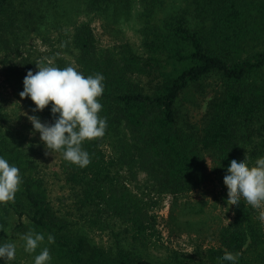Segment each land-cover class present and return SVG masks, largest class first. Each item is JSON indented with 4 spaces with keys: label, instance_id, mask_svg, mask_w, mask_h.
<instances>
[{
    "label": "trees",
    "instance_id": "16d2710c",
    "mask_svg": "<svg viewBox=\"0 0 264 264\" xmlns=\"http://www.w3.org/2000/svg\"><path fill=\"white\" fill-rule=\"evenodd\" d=\"M169 1L0 0V79L23 84L29 69L49 64L71 65L85 76L102 73L99 115L107 118L103 136L82 142L87 166L57 151L59 177L70 190L60 199L71 200L62 214L38 160L23 144L11 147L0 124V155L22 176L14 200L0 203V231L52 234L49 245L66 264H153L69 233L72 218L95 225L109 212L129 223L134 239L147 237L152 216L128 184L140 180L153 200L172 196L170 223L187 216L189 230L214 232L219 241L199 258L176 257L171 264H231L221 259L225 251L239 253L237 264H264L256 207L241 197L233 220L213 227L207 200L190 197L208 182L220 183L228 195L223 177L231 157L247 154L254 162L264 156V0H182L159 16ZM136 3L143 48L131 42L101 48L86 17L117 23L130 19ZM29 38L48 40L54 53L35 56ZM50 108L51 102L38 111L46 122L54 120Z\"/></svg>",
    "mask_w": 264,
    "mask_h": 264
},
{
    "label": "rangeland",
    "instance_id": "374dc122",
    "mask_svg": "<svg viewBox=\"0 0 264 264\" xmlns=\"http://www.w3.org/2000/svg\"><path fill=\"white\" fill-rule=\"evenodd\" d=\"M182 2V0H170L158 15L164 16L168 11L182 6ZM140 11L141 4L136 3L130 19L127 20L113 23L109 17L92 16V18L86 17V19L92 20L97 43L101 48L114 47L121 43L131 42L138 49H142V26L144 20L139 16ZM84 18L82 16V19ZM28 42L32 46L30 49L34 51L35 56L47 57L48 54L54 53L50 50L51 47L48 40L29 38ZM2 78L0 79V124L7 134L5 138L11 140V147L23 144V147L28 150L27 152L38 160L39 167L45 172L50 182L53 202L62 214L69 208V206H64V203L68 205L71 202L70 199L67 202H62L60 199L64 194L67 195L70 192L69 188L64 186V181L59 177L63 156L60 152L49 150L40 139L39 132L33 129L29 116L35 115L41 121H44V119L38 112L39 110L33 111L35 104L29 97L24 100L20 96L23 84L15 83L12 80L8 82L7 79L3 80ZM210 82L215 83L216 80L212 78ZM107 147L110 152V146L108 145ZM128 184L130 189L136 194L137 205L148 208L152 216L147 228V232H149L147 237L134 239L128 222L109 212H103L101 217H98V223L95 225L72 218L71 222H75L69 226L71 227V232L69 233L72 238L84 235L90 243L99 245L114 255L120 247H123L133 255L135 261L149 260L153 264H171L176 257L190 262L193 258H199L202 254L204 255L209 246L219 243L217 239L215 240L211 236L214 232L189 230L185 223L187 216L181 218L179 225H174V222L170 223L172 196H159L153 200L150 197L153 195L150 194L148 196V193L144 191L145 187L142 181H128ZM190 197H202L207 200V215L215 218L210 221L214 224L213 227H217L220 222L228 224L235 217V205L228 201V195H225L220 183L208 182L205 187L203 186L200 190L193 192ZM256 208V218L259 219L264 231V202H261ZM175 211L179 212V208L175 209ZM73 216L76 217L74 214ZM26 233L25 230L13 229L0 231V243L14 241L17 249L15 259L9 261L0 258V264H34V256L43 247L49 248L52 256L50 264H66L64 260L55 257L56 255L52 251L46 237L36 252H26L23 239ZM261 233L263 244H260L258 248L264 252V232ZM244 256V259H252V253H245ZM258 260H261V257L258 256Z\"/></svg>",
    "mask_w": 264,
    "mask_h": 264
},
{
    "label": "clouds",
    "instance_id": "9594fccd",
    "mask_svg": "<svg viewBox=\"0 0 264 264\" xmlns=\"http://www.w3.org/2000/svg\"><path fill=\"white\" fill-rule=\"evenodd\" d=\"M104 79L99 72L85 76L71 65L60 68L52 64L38 66L36 72L29 69L23 78L20 96L29 97L34 102V112L43 110L51 102L50 111L54 116L53 122L29 116L33 129L39 132L49 150H62L66 161L80 167L90 163V155L82 147V142L103 136L107 127V118L99 115L103 105L98 97L103 94ZM223 178L231 203L239 205L241 197L253 207L264 202V156L257 157L254 162L247 154L240 158L232 156ZM21 183L18 166L0 155V203L14 200ZM23 239L24 250L34 253L45 240V235L33 229ZM47 240L49 244L53 243L54 235L48 234ZM16 250L14 241L0 243V258L13 260ZM221 259L237 264L239 253L225 251ZM51 260L48 247H43L34 256V264H50Z\"/></svg>",
    "mask_w": 264,
    "mask_h": 264
}]
</instances>
